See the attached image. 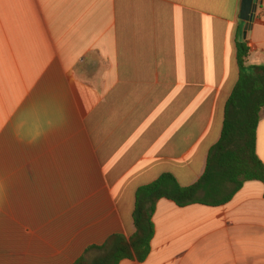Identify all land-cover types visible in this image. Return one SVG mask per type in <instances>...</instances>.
Listing matches in <instances>:
<instances>
[{"label":"crops","instance_id":"1","mask_svg":"<svg viewBox=\"0 0 264 264\" xmlns=\"http://www.w3.org/2000/svg\"><path fill=\"white\" fill-rule=\"evenodd\" d=\"M241 1L0 0V166L16 172L0 173V264H73L133 233L139 186L163 172L200 178L238 79L237 41L247 65L264 64V0L245 36ZM59 71L66 94L45 110L42 87ZM43 118L55 137L31 145L68 174H26V144L11 143ZM256 153L264 162V108ZM152 221L147 257L118 264H264L261 181L221 205L161 198Z\"/></svg>","mask_w":264,"mask_h":264},{"label":"trees","instance_id":"2","mask_svg":"<svg viewBox=\"0 0 264 264\" xmlns=\"http://www.w3.org/2000/svg\"><path fill=\"white\" fill-rule=\"evenodd\" d=\"M245 39L236 44L238 79L228 96L218 141L209 149L200 178L181 185L169 172L135 192L133 233L126 238L114 234L100 245H90L73 264H118L124 258L143 261L150 251L154 234L152 215L161 198L177 206L190 204L221 205L227 202L245 181L264 183V162L256 153V129L264 108V64L247 65L249 49Z\"/></svg>","mask_w":264,"mask_h":264},{"label":"rangeland","instance_id":"3","mask_svg":"<svg viewBox=\"0 0 264 264\" xmlns=\"http://www.w3.org/2000/svg\"><path fill=\"white\" fill-rule=\"evenodd\" d=\"M86 73H91V72H86ZM53 74V72H52ZM57 80H58V85L57 86H43L42 87V108L45 110H48V107L50 106V101L53 100V98L58 97V98H63L66 94V86H65V73L64 72H57ZM49 75H51V73H49L47 75V77L49 78ZM50 82L48 79L44 80L43 82ZM48 116V115H47ZM35 124L36 122L33 121V119H29L28 120V124H27V135L25 137V139L22 141L21 139H19L17 141V139L15 138H11V143H24L26 144L25 146V150L22 151V153L25 154V160H26V164L27 167L24 168L25 173L26 174H68L70 173V168L67 166H64L61 164V162H59L58 164L52 163L53 165H50L49 162L50 161V154L48 155L47 151L43 150V151H37L36 149H33L32 145L33 144H39L40 142L44 145H47L51 142L52 139V135L54 136L53 132L51 131V126L49 125V119L48 118H43L42 119V130L40 132H37V129L34 133V130H32L33 128H35ZM65 124L64 121H62V125L60 126V130L57 133V138H58V142H62L65 138L64 135V129ZM32 130V131H31ZM32 132V134H30ZM34 134V135H33ZM5 134H2L0 136V143L1 140L3 138ZM55 137V136H54ZM32 144V145H31ZM2 147V144H0V148ZM38 155H42V157H36ZM4 157L3 151L0 150V161L1 159ZM55 162V161H54ZM29 165V166H28ZM2 166H0V173L5 174V173H16L13 170L15 168L10 167L9 169L11 170L10 172L7 171V167L6 169H4ZM77 172H81L80 168H75ZM74 173H76L74 171Z\"/></svg>","mask_w":264,"mask_h":264},{"label":"water","instance_id":"4","mask_svg":"<svg viewBox=\"0 0 264 264\" xmlns=\"http://www.w3.org/2000/svg\"><path fill=\"white\" fill-rule=\"evenodd\" d=\"M257 7V0H242L240 8V19L245 22L243 36L252 27L254 13Z\"/></svg>","mask_w":264,"mask_h":264}]
</instances>
